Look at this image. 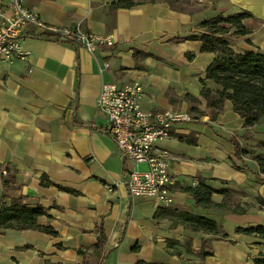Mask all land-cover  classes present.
Instances as JSON below:
<instances>
[{"label":"crops","instance_id":"crops-1","mask_svg":"<svg viewBox=\"0 0 264 264\" xmlns=\"http://www.w3.org/2000/svg\"><path fill=\"white\" fill-rule=\"evenodd\" d=\"M114 1L24 0L46 23H80L113 43L88 51L28 35L27 59L0 62V196L5 205L9 196H23L27 206L43 207L37 223L55 231L0 228V264H254L264 254V239L235 228L264 225L256 199L264 198V174L255 160L261 138L243 126L228 99L209 117L200 91L217 87L206 78L214 55L188 36L219 13L248 12L250 32L232 36L231 47L264 50V0H133L131 7H113ZM133 80L143 88L142 108L186 111L192 118L173 123L169 136L154 144L173 155L169 206L128 194L123 180L131 163L120 157L95 104L102 83ZM232 139L244 150L239 158ZM200 181L216 190L234 188L245 213L196 207L186 189ZM221 199L212 193L213 201ZM180 211L214 220L227 238L207 240L210 254L202 259L186 252L187 236L196 252L211 235L192 232L168 214ZM100 229L103 255L95 253ZM168 240L178 243L167 247Z\"/></svg>","mask_w":264,"mask_h":264},{"label":"trees","instance_id":"trees-1","mask_svg":"<svg viewBox=\"0 0 264 264\" xmlns=\"http://www.w3.org/2000/svg\"><path fill=\"white\" fill-rule=\"evenodd\" d=\"M135 4L133 0H117L114 1L113 7H131ZM251 17L248 12H239L224 16L217 14L216 16L205 19L197 25L198 33L188 36L190 39L199 40L201 43L200 51L213 53V58L206 68V78L214 82L217 87L212 90L203 87L200 91V97L205 100V107L209 109V117L214 118L216 114L223 108L225 100H230L233 110L244 119L243 126H253L261 119H264V50L260 49H244L242 51L234 50L231 47V37L234 35L246 36L250 30L244 23ZM44 38L51 40L48 37ZM53 41V40H52ZM191 57V54H187ZM197 100L198 98L193 97ZM234 141V139H232ZM235 154L237 158L244 151L237 141H234ZM256 145L262 151L255 156L260 174H264V140H256ZM41 183L51 184V182L42 177ZM60 189L75 192L72 189L58 186ZM186 191L193 197L195 206L199 208L216 207L233 213H245L246 209L239 204L235 198L234 188L213 189L200 181L197 186L187 187ZM219 193L222 199L219 202L212 200V193ZM6 196H0V228L25 229L33 228L45 233L54 235L55 231L48 225H39L37 217L45 213V209L39 205L29 207L24 203L23 196H9V203H3ZM258 204L264 207V198H256ZM178 218L179 221L192 232H201L211 235L209 238H202V243L196 252L190 248L191 237L187 236L184 240L185 251L195 254L202 259L209 255L210 252L204 249V243L209 239H226L227 235L221 233L216 222L208 217L180 211L169 212ZM157 216V214H154ZM236 233L255 235L264 239V225H249L246 227H236ZM105 237L100 229L98 233L97 243L95 245V253L103 255V245ZM178 242L168 240L167 247H173ZM173 251V252H172ZM171 253L179 254L178 250H172ZM83 254L81 250H78ZM254 264H264V254L253 259ZM87 264V263H83ZM139 264H151L139 262Z\"/></svg>","mask_w":264,"mask_h":264},{"label":"built area","instance_id":"built-area-1","mask_svg":"<svg viewBox=\"0 0 264 264\" xmlns=\"http://www.w3.org/2000/svg\"><path fill=\"white\" fill-rule=\"evenodd\" d=\"M28 35L82 46L88 51L113 43L110 36L93 34L80 23L69 26L46 23L25 7L24 0H0V62L27 59L31 52L24 48L23 42ZM142 95L139 81L123 85L104 82L95 104L106 115L105 130L113 139L120 157L131 163L123 180L128 194L169 206L176 184L170 171L173 155L154 144L169 136L173 123L192 118L186 111L144 109L140 104Z\"/></svg>","mask_w":264,"mask_h":264},{"label":"rangeland","instance_id":"rangeland-1","mask_svg":"<svg viewBox=\"0 0 264 264\" xmlns=\"http://www.w3.org/2000/svg\"><path fill=\"white\" fill-rule=\"evenodd\" d=\"M251 130H253L254 134L264 140V120H261L257 125L252 126Z\"/></svg>","mask_w":264,"mask_h":264}]
</instances>
